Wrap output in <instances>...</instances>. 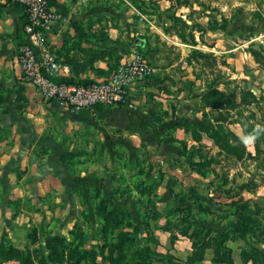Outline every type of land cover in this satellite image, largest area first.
<instances>
[{"label": "rangeland", "instance_id": "rangeland-1", "mask_svg": "<svg viewBox=\"0 0 264 264\" xmlns=\"http://www.w3.org/2000/svg\"><path fill=\"white\" fill-rule=\"evenodd\" d=\"M111 3H101L96 13L110 17L111 26L150 40L153 48L168 50L170 62L183 56L174 48L205 47V56L189 53L183 61L195 64L207 89L234 97L238 107L229 112L223 107L204 111L203 102H197L190 103L189 110L181 106L173 117L165 115L175 123L212 126L216 119L227 118L221 123L224 131L236 133L253 157L246 154L238 160L207 136L193 141L168 128L158 135V141L179 137L186 146L176 142L132 152L120 143L113 144L116 132L110 133L103 124H74L72 115L45 118L30 146L42 164L33 179L8 184L7 192L0 182V251L19 250L36 264L43 259L50 264H71L82 252V264H94V258L98 264H109L100 257L105 246L120 232L131 231L129 225H137L140 234L133 250H143L149 264H168L166 256L170 255L185 261L193 249L182 232L192 234L197 229L209 232L210 238L221 240L224 234L239 238L227 241L226 246L235 264H245L243 248L254 246L264 253V142L257 154L255 140L243 125H256L264 139V0ZM102 26L105 30L110 24ZM102 34L101 41L107 44V33ZM133 41L127 46H134ZM121 42L111 44L118 55L125 49ZM244 91H251L258 103H241ZM54 163L66 168L72 176L69 183L58 176L59 182L45 184V177L37 175ZM13 173L19 181L27 170L18 167ZM200 264L221 263L213 262L209 250Z\"/></svg>", "mask_w": 264, "mask_h": 264}, {"label": "crops", "instance_id": "crops-1", "mask_svg": "<svg viewBox=\"0 0 264 264\" xmlns=\"http://www.w3.org/2000/svg\"><path fill=\"white\" fill-rule=\"evenodd\" d=\"M48 1L58 15L47 41L64 67L59 79L80 84L105 79L103 73L109 70L113 61L105 53L103 57L102 52L115 51L111 44H118L121 41L124 42L123 44L121 42V46L129 49L127 53L123 50L118 52L122 57L121 61L130 55L133 48H141L146 53L147 59L157 67L158 73L144 84L129 91L130 106L97 107L94 112L86 110L71 112L55 101L44 102L37 89L21 78L18 47L27 43V36L24 33L26 22L24 9L11 0H0V167L2 168L0 182L3 184L4 192L9 191L8 184L25 183L28 177L33 179V172L42 165L37 161V150L31 149L30 146L32 140L36 139L35 135L45 118L56 120L62 116L72 115L71 117L75 118L74 124L83 125L88 122L94 127L103 124L110 133L116 132V136L112 138L113 144L120 143L125 150L132 152L142 149L152 151L162 146L165 148V144L158 141L159 134L165 133L167 128L171 130L174 124L185 123L172 121L173 113L181 111V106L189 110L190 103L195 105L199 102L201 105L202 95L213 90V88L207 89L206 80L202 83V78L196 74L198 68L194 67L195 64L189 65L187 61H183L184 56H188L189 53L205 56L207 54L205 47L186 45V49L174 48L183 56L180 59L178 57V62L177 60L170 62L166 56L168 50L153 48L150 40L148 42L142 36L134 37L128 30L111 26V22L108 21L110 17H101L96 13L103 2L111 1L113 4L123 1L133 6V0ZM135 1L144 5L150 2L160 4L171 2V0ZM105 23L110 26L103 30L102 24ZM103 32L107 33L109 40L107 44L101 41V37L105 38ZM138 38L146 41L145 47L136 44ZM130 39L134 40L135 47L131 45L128 47ZM182 61L183 64L180 66L179 63ZM207 110L209 108L205 111ZM166 112L172 117H166ZM177 132L189 135L182 128H177ZM205 136L207 135L202 133V137ZM18 167L27 170L24 178L19 181L13 173ZM44 171V174L37 175L45 177L43 180L45 184L59 182V178H55L58 176L63 177L62 181L66 183L72 180V176L61 163H54L53 167L46 166ZM16 189L18 188H14L15 192Z\"/></svg>", "mask_w": 264, "mask_h": 264}, {"label": "built area", "instance_id": "built-area-1", "mask_svg": "<svg viewBox=\"0 0 264 264\" xmlns=\"http://www.w3.org/2000/svg\"><path fill=\"white\" fill-rule=\"evenodd\" d=\"M11 1L24 9L26 17L27 43L18 47L21 78L37 89L44 102L55 101L71 112L130 106L129 91L158 73L157 67L133 48L107 79L85 84L61 80L64 67L47 41L57 22V13L48 0Z\"/></svg>", "mask_w": 264, "mask_h": 264}, {"label": "trees", "instance_id": "trees-1", "mask_svg": "<svg viewBox=\"0 0 264 264\" xmlns=\"http://www.w3.org/2000/svg\"><path fill=\"white\" fill-rule=\"evenodd\" d=\"M135 1V0H133ZM141 53L146 56V53L141 49L137 48ZM129 49H123L124 53H127ZM107 54L113 63L110 65L109 70L103 73L104 78H109L114 70L119 66L121 62V56L117 54L116 51L106 50L102 52ZM104 57V55H103ZM71 82V81H70ZM75 83V82H72ZM202 102L204 111L207 108H222L225 112H229L230 109L238 107V102L234 97H227L222 95L217 90L208 91L202 95ZM241 103L249 101L248 104H257L258 101L251 91H244L241 94ZM251 97V100H248ZM227 104V107H226ZM227 118H218L215 120L216 125L212 126L210 123H181L173 125L171 130H176L177 128H182L184 131L191 136L195 141H201L202 133H205L210 139H212L216 146H218L222 152L227 155L235 156L238 160L243 159L246 156V145L243 140L234 132L227 130L221 125L223 120ZM246 133L254 138L255 140V150L256 153H261L260 143L264 142L262 140V131L256 128L254 124H243ZM264 138V135H263ZM178 142L186 146L185 142L178 141L176 138L165 140L163 144L168 145ZM183 154L187 151L186 147L183 150ZM250 158L253 154H247ZM255 157V156H254ZM113 226H110L112 228ZM131 231L120 232L115 241L105 246L108 250L106 252L103 250L100 254L102 262H108L109 264H149L144 256L143 250H133V246L136 245V237L140 234V229L137 225L128 226ZM184 237H188L192 241V252L187 257L185 261H176L173 256H166L169 259L168 264H200L205 260V257L209 250L213 254V262L221 264H235L232 257V250L226 246L227 241H237L239 238L230 237L228 234H224L223 238H210L209 232L205 233L203 230H195L192 234L188 231L182 232ZM245 237L242 236V239ZM241 239V238H240ZM129 255H131L129 258ZM165 257V255H164ZM85 259L84 253H79L71 264H82ZM242 259L245 264H264V253H262L258 248L254 246H247L242 249ZM16 261L18 264H36L34 260L30 258L28 254H24L19 250H11L8 252L0 251V264L3 261ZM94 264H98L96 258L93 259ZM38 264H50L46 260H40ZM54 264V263H53Z\"/></svg>", "mask_w": 264, "mask_h": 264}, {"label": "water", "instance_id": "water-1", "mask_svg": "<svg viewBox=\"0 0 264 264\" xmlns=\"http://www.w3.org/2000/svg\"><path fill=\"white\" fill-rule=\"evenodd\" d=\"M136 44L139 45L140 47H145L146 46V41L141 39V38H138L136 40Z\"/></svg>", "mask_w": 264, "mask_h": 264}]
</instances>
